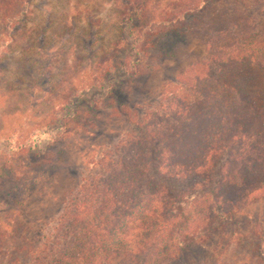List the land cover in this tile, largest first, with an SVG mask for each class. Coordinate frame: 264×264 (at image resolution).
I'll use <instances>...</instances> for the list:
<instances>
[{"label":"trees","instance_id":"obj_1","mask_svg":"<svg viewBox=\"0 0 264 264\" xmlns=\"http://www.w3.org/2000/svg\"><path fill=\"white\" fill-rule=\"evenodd\" d=\"M126 1L129 72L167 33L204 20L208 55L101 150L23 264L165 263L264 196V0L213 13L222 0H180L149 23L154 0ZM29 4L0 0L1 44Z\"/></svg>","mask_w":264,"mask_h":264},{"label":"rangeland","instance_id":"obj_2","mask_svg":"<svg viewBox=\"0 0 264 264\" xmlns=\"http://www.w3.org/2000/svg\"><path fill=\"white\" fill-rule=\"evenodd\" d=\"M178 1L154 0L145 21ZM29 3L0 43V264L25 262L84 170L191 63L207 57L210 38L204 19L193 34L169 32L129 72L121 53L128 49L126 0ZM244 4L252 0H222L210 12ZM161 264H264V196Z\"/></svg>","mask_w":264,"mask_h":264}]
</instances>
